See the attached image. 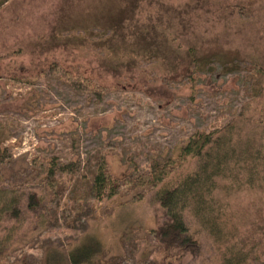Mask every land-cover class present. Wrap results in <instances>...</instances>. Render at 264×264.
Masks as SVG:
<instances>
[{"label":"rangeland","instance_id":"rangeland-1","mask_svg":"<svg viewBox=\"0 0 264 264\" xmlns=\"http://www.w3.org/2000/svg\"><path fill=\"white\" fill-rule=\"evenodd\" d=\"M191 47L226 61L198 65ZM253 60L264 62V0H0V207L16 198L24 211L20 221L0 213V264H70L80 251L78 264L161 257V186L143 194L128 181L232 121L235 138L259 129L264 143V70ZM99 151L121 184L104 200L87 188ZM53 162H73L88 180L49 174ZM196 162H179L167 186ZM31 191L43 199L39 214L27 209ZM227 201L230 243L188 215L203 252L179 264H221L233 244L264 264V183Z\"/></svg>","mask_w":264,"mask_h":264},{"label":"trees","instance_id":"trees-1","mask_svg":"<svg viewBox=\"0 0 264 264\" xmlns=\"http://www.w3.org/2000/svg\"><path fill=\"white\" fill-rule=\"evenodd\" d=\"M244 11L246 10H240V13L244 14ZM152 27L157 32V29ZM146 31L151 33L150 30ZM141 32L143 33V30ZM161 35L167 37L165 33ZM157 37L161 38L159 35ZM194 49L189 48L188 54L198 65L222 64L226 61L222 52L196 56ZM251 64L264 70V62L261 60H253ZM233 122L223 126L221 130L192 136L181 148L177 158L167 157L154 164L151 171L139 179L128 181L132 189L139 188L143 194L161 186L157 194L159 208H156V228L153 230L154 240L160 246L161 257H154L142 264H179L187 256L197 258L202 255V229L190 222L188 215L203 227L215 242L230 243L233 234H229L227 226V200L232 197L233 192L241 189L255 190L264 183V143L257 138V135H260L259 129L254 130L252 136L247 139L241 134L235 138ZM188 157L197 159L196 168L179 178L176 184L167 186L179 162ZM53 164L54 166L49 168V174L55 176L57 172L63 171L71 173L76 186L77 181L88 180L85 175H75L73 162L61 168L57 162ZM87 166V173L90 175L87 188L94 198L104 200L119 194L120 181L110 172L108 161L101 151L94 154L93 161H88ZM54 187L58 194L61 193L58 184L55 183ZM223 196L227 200L223 201ZM20 207L18 199L13 198L10 203L6 202L0 207V213L5 212L8 219L20 221L24 214ZM44 208L43 199L38 192L31 191L27 194L28 210L39 214ZM57 221L58 216L55 213L54 222ZM78 223L80 229L87 228L82 216H79ZM7 239L0 240V248L5 249ZM226 247L221 264H249L258 259L252 250L246 252L243 246L233 244ZM82 252L85 251L70 256L69 263L78 264L79 256H84L80 255Z\"/></svg>","mask_w":264,"mask_h":264}]
</instances>
